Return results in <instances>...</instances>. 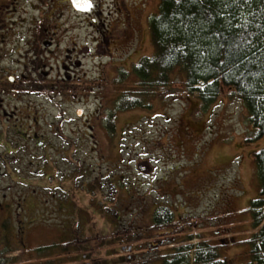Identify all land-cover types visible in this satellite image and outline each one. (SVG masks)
I'll list each match as a JSON object with an SVG mask.
<instances>
[{
    "label": "rangeland",
    "instance_id": "1",
    "mask_svg": "<svg viewBox=\"0 0 264 264\" xmlns=\"http://www.w3.org/2000/svg\"><path fill=\"white\" fill-rule=\"evenodd\" d=\"M89 1L92 10L82 13L67 0H60V10L53 0H39L29 17L51 18L41 26L44 45L35 52L32 38L22 39L13 57L1 58L0 66L24 71L10 72L16 77L11 87L28 90L5 97L7 112L17 107L18 117L29 115L23 123L0 120V250L8 252L6 264H162L160 257L188 245L189 264H196L204 242L221 245L230 264L246 263L248 247L238 241L253 232L243 211L259 197L253 152L263 142H245L252 130L245 105L224 93L203 111L183 94L119 110V96L136 87L133 75L117 83L120 72L153 52L149 23L161 0ZM129 12L132 27L144 31L141 38L127 25ZM21 74L30 83L23 84ZM9 75L1 73L0 82ZM37 87L46 92L34 94ZM110 117L113 132L106 128ZM21 125L76 149L72 174L65 172L72 170L68 163H61L65 171L40 165L38 176L26 161L8 166L7 138ZM144 162L154 179L139 170ZM161 207L171 210L175 226L153 228Z\"/></svg>",
    "mask_w": 264,
    "mask_h": 264
},
{
    "label": "trees",
    "instance_id": "2",
    "mask_svg": "<svg viewBox=\"0 0 264 264\" xmlns=\"http://www.w3.org/2000/svg\"><path fill=\"white\" fill-rule=\"evenodd\" d=\"M149 32L153 52L130 71L120 72L117 83L133 75L136 87L122 92L117 108H146L152 98L183 94L198 100L203 111L224 93L243 102L252 128L245 142L262 141L263 146L253 152L259 197L243 211L250 217L253 232L238 243L248 247L243 264H264V0H161ZM112 121L110 117L106 128L113 132ZM177 223L171 210L155 211L153 228ZM221 247L198 244L195 263L230 264ZM180 248L160 257L161 263L189 264L187 253L193 246ZM7 254L0 250V264H6Z\"/></svg>",
    "mask_w": 264,
    "mask_h": 264
},
{
    "label": "flooded vegetation",
    "instance_id": "3",
    "mask_svg": "<svg viewBox=\"0 0 264 264\" xmlns=\"http://www.w3.org/2000/svg\"><path fill=\"white\" fill-rule=\"evenodd\" d=\"M79 1L80 3L82 1V3L87 5L86 6L87 8L77 9L76 2L74 3L73 0H67L69 6L73 8L76 12L87 13L90 10H92V6H93L92 2H90L89 0H79ZM38 3L39 0H0V62L2 61L1 58L13 57L14 53L18 52L17 48L15 49L14 46H17V44L22 39L32 38L30 41L31 48L35 52L38 50L39 47L41 49V47L44 45L45 39H44V33H42L41 31V26L43 25V22H46L51 18L46 19L45 17H42L39 19L38 17H36V14L33 11H32L33 16L29 17L30 10H36ZM53 4L55 5L56 10H60V6H61L60 0H53ZM54 5L52 6L53 10L51 9L50 14L54 13ZM121 10H122L121 7L119 8L117 7V11H121ZM126 16H127V20L129 19L127 25L134 30L136 28V26H134L135 18L131 16L130 12ZM29 26H31V28H29ZM132 26H134L135 28H133ZM39 31L42 34H40ZM132 32H131L132 35L136 34L137 36H140L141 33L144 31L143 30L136 31L135 29ZM28 33L31 34L32 36L31 37L26 36ZM139 38H141V36ZM48 43H49L48 45H51L52 42L49 41ZM20 56L21 55H19L18 57ZM11 63L13 64V62ZM1 66H0V74L9 73L10 75L8 76V80L1 81L2 84L0 85V120L15 119L16 121L23 123V121L26 120L25 116L28 117L29 115L22 114L24 115L23 118L18 117L19 109L17 107H12L13 108L12 112L8 113L7 107L4 105V101H6L5 97H7L8 95L10 100L12 96L21 97L22 94L27 93L28 90H23V92L19 93L17 87L15 88L11 87L12 85L16 84L15 83L16 77L14 76L15 73L17 72L23 73L24 71L21 72L18 67L11 66L9 65V63H7V66L5 65L4 66L1 65ZM13 68H16V70H13ZM10 72H13L14 75ZM19 76L23 79V84L30 83L28 79L23 78L22 74ZM41 89L37 87L36 90L34 91V94L46 92V90H41ZM66 122L69 121L67 120ZM22 128L23 125H21L20 129L15 130V133L13 134L14 136L9 135L7 138L9 146L5 147V153L8 155V159H5V161H7L6 163L8 166L10 165L11 167L12 164L13 165L20 164L26 161L28 165H33V167L35 166L36 174L38 176V174L40 173L39 171L40 165H45V166L50 165L54 167V169L59 167L60 170L65 171L61 163H68V164H72V170L69 172L68 171L65 172L68 173L69 175L72 174L71 172L75 170L77 164L76 149H71V147L69 146L68 148H66V143H64V147L62 145L57 146L55 145L56 143L55 141H51L50 139H45V138L41 139L40 137H38L36 133L30 134L29 132L23 131ZM0 144L3 143L0 141ZM40 148L41 151H39ZM70 169L71 168L69 167L68 170ZM153 172L150 174L152 179L155 178V174ZM17 174L20 175L19 173ZM30 174L34 176V172H30Z\"/></svg>",
    "mask_w": 264,
    "mask_h": 264
},
{
    "label": "water",
    "instance_id": "4",
    "mask_svg": "<svg viewBox=\"0 0 264 264\" xmlns=\"http://www.w3.org/2000/svg\"><path fill=\"white\" fill-rule=\"evenodd\" d=\"M73 2L75 3L76 1L73 0ZM79 4L80 5H76L77 9H86L87 8L86 7L87 5L83 6V3H79ZM78 115H82V111H79ZM138 168H139L140 171H142L143 173H146V174L152 172V167L147 162L139 164Z\"/></svg>",
    "mask_w": 264,
    "mask_h": 264
}]
</instances>
